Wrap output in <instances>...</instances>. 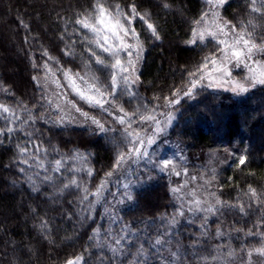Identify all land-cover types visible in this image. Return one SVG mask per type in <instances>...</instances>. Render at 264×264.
<instances>
[{"label":"trees","instance_id":"16d2710c","mask_svg":"<svg viewBox=\"0 0 264 264\" xmlns=\"http://www.w3.org/2000/svg\"><path fill=\"white\" fill-rule=\"evenodd\" d=\"M93 2L4 0L3 4L0 0V105L11 109L7 114L0 109L4 131L0 135V264H64L76 257L83 264H212L221 255L264 246V226L253 228L264 221V85L239 95L197 90L198 95L179 103L168 134L193 159L222 148L246 157V163L238 166L236 155L219 172L218 195L236 206L226 208L221 222L211 221L204 232L195 224H181L168 236L174 203L164 181L137 192L135 206L121 220L113 221L106 206L92 200V193L114 169V146L103 133L93 134L92 128L48 121L38 105L40 90L34 77L46 70L60 74L57 68H80L77 58L65 52L71 46L81 55L73 42L77 41L75 20L90 11ZM109 2L135 3L158 30L156 39L140 22L136 25L145 43L137 90L148 101L161 97L160 102L176 89L184 90L189 73L200 68L205 57L219 55L220 46L213 39L190 42L195 39V21L207 10L204 0ZM251 7L250 0H228L220 11L232 25L243 27L252 20L259 38L264 36V20ZM78 106L105 116L99 108L80 102ZM7 128L16 131L8 133ZM57 160L62 161L59 166ZM72 179L78 186L66 188ZM85 195L88 199L81 203ZM250 229L256 235H248ZM110 231L113 235L108 237Z\"/></svg>","mask_w":264,"mask_h":264},{"label":"rangeland","instance_id":"374dc122","mask_svg":"<svg viewBox=\"0 0 264 264\" xmlns=\"http://www.w3.org/2000/svg\"><path fill=\"white\" fill-rule=\"evenodd\" d=\"M259 6L260 0H257L256 7ZM220 9H217L216 16L208 15L202 23L197 25L196 35L193 36L198 41L200 34L204 35L205 39L203 41L207 39H213L219 44L220 49H224L230 55V49L228 46L219 43L221 40H227L228 43L231 44L234 40L233 34L229 33L228 35H224L218 32V26L223 27V21H226L222 17ZM261 12H264V8L261 9ZM137 22H140L141 28L146 30L145 32L152 35V33L147 29V24L143 20H140L139 17H137L130 26L135 28L136 36L131 37L130 39L126 37L125 42L133 45L131 50L132 55L129 57V50L127 49L121 52L119 55L124 62L125 67L128 66L127 61L131 59L132 64L136 69V71L130 73L131 79L138 77L143 53L145 51L144 38L142 39L140 30L136 28ZM76 28L77 29H74L73 31L77 41L73 42L80 47L81 55L78 56L76 54V50H73L71 46L70 49L65 52L69 54L65 55L67 57L72 56L71 59L77 58L76 60L79 63L80 68H57L60 69V74L58 73L59 71L46 70L44 73L37 75L35 79L40 90L38 93V105L40 106L43 116L50 122L58 120L62 115L65 116L66 119H70L73 116L75 117V120L72 123L56 125L69 127H88L95 129V131L98 133H101L98 129H96V126L92 124L90 120L85 121L83 116H81L79 113H76L75 109L66 103L68 100H72L73 102H76L77 107H80L78 106V102L88 105L84 101L79 100V98L74 93V88L86 87V85L82 84L79 78L74 76L75 73H80L82 76L85 75V73L88 72L86 65H89L92 70L89 75L94 73V75L101 81L105 83H109L110 81L109 73L106 71L97 70L100 66L96 64L94 57L90 58V53L88 51L90 45L88 40L92 38V33L88 32L86 29H82L80 25L77 24ZM224 32L228 33V29H224ZM212 33H215V35H211ZM121 35L123 34L121 33ZM109 43L118 45L120 42L115 38L110 37ZM97 52L99 53V49H97ZM103 55L109 60V62H114L112 57H109L107 53H104ZM256 58L259 59L260 57ZM211 61H215V63H212ZM205 64L207 65L206 67L204 66ZM233 64L234 59L225 63L221 52H219V55L216 57H210L209 61H205L200 66L199 69H201V71L197 72V80H199L201 75L204 76L205 79L198 83L196 91L199 89H210L231 92L226 90L228 85H223L221 87H205V85H207L210 80L219 77L221 75L219 70L224 67H227L231 71L232 78L236 80H242L245 75H250L248 69L243 63H241L239 67H234ZM253 68L256 71L257 77H259L261 72H264V67L253 65ZM9 70L13 72L15 71L13 68ZM67 70H70V72L69 75L66 76L64 73ZM117 74L119 75L118 71ZM73 79L76 81L75 85L72 84ZM190 79H192V77H189V80ZM137 85L138 83L133 85V88L137 93L136 99H132L129 96H122L120 100L117 101L118 104H123L124 108L128 112H132L140 104L155 105L158 103L155 100H146L138 92ZM187 86L190 85L187 84ZM187 86L183 91H187ZM258 86L261 85H256L254 88ZM254 88H251L250 90ZM189 98L190 97L183 96V92H181L180 95L175 96L172 99H177L181 102L182 100ZM129 100H131L130 103L127 102ZM49 101H51V103H49ZM159 104L163 105L164 100L160 101ZM178 105L179 104L175 105L174 109L157 110L171 112V122L166 124L165 130L163 132H158V134L154 136L155 143L147 146L149 160H141L138 163L132 164L130 167L125 165L124 167L112 171L113 175L110 178L106 176V178L103 180L104 188L101 189V195H93L94 197L92 200L96 201V203L101 202V205L106 206V212H109L108 216H110L113 221L117 220V217H119V220H121V217L124 215L123 213H125L127 209L135 206L137 192H139L143 187L154 184L157 181L166 182L168 192L171 195L174 203V210L170 214V219L168 220V227L166 230V234L168 236L173 232L174 229H176L178 226H181V224L189 226L195 224L204 232L208 228L207 226L211 221L221 222L223 220V214L221 213H224L226 208L216 211L215 214L204 210L197 211L196 209L197 207L206 209L210 206H215L216 199L219 198L221 200L217 192L219 172L224 167L228 166V164H230L232 160L236 158V155L237 157H240V155L239 153L236 154L232 148H222L220 150L212 149L205 151L200 159L190 158L185 153L184 148L180 146L179 142L168 136L170 129L176 123V110ZM57 106H59L62 111L58 110ZM82 111L87 112L84 109H82ZM89 114L91 116H95L97 119H100L102 122H105L106 126L115 128L121 127L119 124H116L113 121V117L109 116L107 112H104V117H97L94 114ZM115 114L123 115V113L119 112H115ZM159 119L163 121L165 118L161 116ZM133 127H135V125H133ZM153 127L157 126L153 125ZM103 134L107 137V140L113 144L117 158V153L124 150L119 144V134L112 132ZM147 134H151L150 129L148 130ZM114 135L117 137V139H113ZM141 135L144 136L146 133L141 132ZM163 160H171L175 167V171L179 172V175H176L171 171L161 172L158 168H152L151 162ZM124 185H128L127 189H125ZM174 189H176V191H173ZM125 191L131 192V200H128L123 195ZM195 200H199L201 202L199 206L193 202ZM232 210L234 209L232 208ZM112 227L113 226H109L110 229H112ZM242 227L245 230L249 228V226L246 225H242ZM253 228L258 227L256 226ZM106 234L108 237L113 235L111 231L107 232ZM258 248H264V246ZM258 248H243L242 252L221 255L217 257L212 262V264H264V255H260L255 251ZM249 253H251V255H249ZM77 264H83V260L81 259L77 262Z\"/></svg>","mask_w":264,"mask_h":264},{"label":"snow or ice","instance_id":"6c2138e0","mask_svg":"<svg viewBox=\"0 0 264 264\" xmlns=\"http://www.w3.org/2000/svg\"><path fill=\"white\" fill-rule=\"evenodd\" d=\"M252 13H259L261 20H264V12H261V9L264 8V0H260V6L256 7L257 0H251ZM204 3L208 6V10L204 12L200 19L195 21L197 25L202 23L208 15H217V9L222 8L228 3V0H204ZM164 7H168V4L165 3ZM127 9V10H126ZM139 17L140 20H143L147 24V29L152 33V35L159 39V34L156 26L153 23L148 22V14H141L138 12L137 5L132 3L127 6H122L120 3H110L109 0H94L91 5V10L85 13H82V18H77L75 23L80 25L82 29H86L88 32L92 33V38L88 40L90 45L88 51L90 53V58L94 57L95 62L100 67L97 70L106 71L110 75L109 83L101 81L98 77L93 74L89 75L92 71L89 65H86L88 72L85 75L80 73H75L74 76L79 78L83 85L86 87L74 88L75 95L79 100L84 101L89 105L90 108H99L101 112H107L109 116L113 117V121L116 124H119L120 128L106 126L105 122H102L100 119H97L95 116H91L88 112L82 111L80 107H77L76 102L68 100L66 103L71 105L75 109L76 113H79L84 117L85 121H91L92 124L96 126L101 133H118L119 134V144L124 149L117 153V158L114 164V169H119L128 165L129 167L132 164L138 163L141 160H149V152L147 151V146L155 143L154 136L158 132H163L165 130L166 124L171 122V112L167 111H157L158 109H174L175 105L179 104L180 101L177 99H172L171 96H178L183 92V96L193 97L194 94L198 95L196 92L197 85L200 81L204 80V76H200L199 80L196 79L197 72L201 69H197L196 72H190L189 76L192 77L188 81L187 91H183V88L176 89L172 92L170 97H163L164 104H159L161 97H155L157 104H140L132 112H128L123 104H118L117 101L120 100L122 96H129L132 99H136L137 93L135 92L133 85L139 83V77L135 79L130 78V73L136 71L135 67L132 64L131 59L127 61V67H125L124 62L120 58V53L128 51L129 57L132 55L133 45L126 43L125 38H131L136 36L135 28L130 27L134 20ZM264 27V25H262ZM224 29H228V33L224 32ZM218 32L224 35L229 33L234 35V40L231 44L227 40H221L219 43L225 44L230 49V55L224 49H220L222 56L224 57V62L227 63L230 60L234 59V67H239L241 63L248 69L250 75H245L242 80L233 79L231 76V71L224 67L220 69L221 75L213 80H210L205 87H221L223 85H228L226 90L231 91L237 95L242 93H247L251 88H254L256 85H264V72H261L259 77L256 75V71L253 68V65L264 67V36L257 37L256 35V24L252 20L244 22V26L241 27L239 24L232 25L231 21H223V27L218 26ZM121 33L123 35H121ZM193 35H196V30L193 29ZM211 35H215L212 33ZM111 38H115L120 43L118 45H113L109 43ZM204 35H199V41H203ZM193 44L198 43L196 39L190 41ZM99 49V53L97 52ZM104 53H107L109 57H112L114 62H109V60L104 57ZM66 55L69 53H65ZM256 57H260L257 59ZM206 61H209V57H205ZM215 63V61H211ZM207 66L206 64L204 65ZM119 72V75L117 74ZM70 70L65 71V75H69ZM35 79V77H34ZM75 79L72 80V84L75 85ZM128 103L131 100L127 101ZM51 103V101H49ZM0 109L4 113H9L11 109L8 106L0 105ZM57 109L62 111V109L57 106ZM115 112L123 113V115H116ZM164 117L162 121L159 117ZM7 119V117H5ZM16 119H19L17 116ZM75 120V117L66 119L65 116H60L58 120L52 121L54 124H66L72 123ZM34 122V120H33ZM28 123V121H24ZM135 125V127H133ZM153 125L157 127H153ZM147 126V127H146ZM139 129V130H138ZM151 130V134H147L148 130ZM158 129V131H157ZM8 133L16 131L13 128H7ZM141 132H145L146 135L142 136ZM93 134H95V129H93ZM0 135H4V131L0 130ZM113 139H117L114 135ZM39 151V149H37ZM20 151L23 153L27 151V148H22ZM86 160V157H82ZM26 163V161H21ZM56 165L59 166L62 161H55ZM246 163V157L240 156L238 161L239 165H244ZM152 168H158L161 172L171 171L176 175H179V172L175 171V167L171 160L163 161H153L151 162ZM54 171L56 169H53ZM83 170V169H81ZM91 175V172L88 173ZM113 175V172L106 174L108 178ZM46 179H49L46 177ZM78 186L77 181L72 179L70 184L65 185V187ZM127 189L128 185H124ZM104 188V183L98 187L95 193H92L94 196L101 195V189ZM34 190L38 191V189ZM173 191H176L174 189ZM250 191L255 197L256 192L254 189ZM115 195V194H113ZM123 195L128 199H132L131 192L125 191ZM214 195V194H213ZM88 196L85 195L81 199V203L86 201ZM196 205H200L199 200L193 201ZM236 207L235 205H229L227 202H222L219 198L216 199L215 206H210L206 209H201L197 207V211L204 210L215 214L216 211H220L222 208H231ZM240 211H244V207L240 206ZM182 214V213H181ZM223 214V213H221ZM206 219V218H205ZM264 226V221L261 222V225L257 227ZM219 234V233H218ZM248 235H256V232L249 230ZM91 239V237H90ZM123 239V238H121ZM161 241L157 239L156 243L159 244ZM116 244H120V240L116 241ZM119 249H113V252H119ZM260 255H264V248H258L255 250ZM251 255V253H249ZM81 260V257H76L75 259H68L65 264H77Z\"/></svg>","mask_w":264,"mask_h":264}]
</instances>
